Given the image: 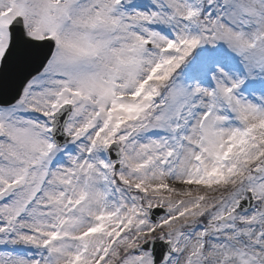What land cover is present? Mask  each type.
Wrapping results in <instances>:
<instances>
[{
  "label": "snow or ice",
  "instance_id": "obj_1",
  "mask_svg": "<svg viewBox=\"0 0 264 264\" xmlns=\"http://www.w3.org/2000/svg\"><path fill=\"white\" fill-rule=\"evenodd\" d=\"M0 264H264V0H0Z\"/></svg>",
  "mask_w": 264,
  "mask_h": 264
}]
</instances>
